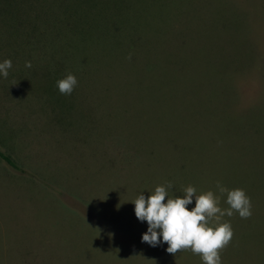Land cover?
Wrapping results in <instances>:
<instances>
[{"label": "rangeland", "instance_id": "1", "mask_svg": "<svg viewBox=\"0 0 264 264\" xmlns=\"http://www.w3.org/2000/svg\"><path fill=\"white\" fill-rule=\"evenodd\" d=\"M5 59L0 264H204L131 202L217 181L252 203L222 264H264V0H0Z\"/></svg>", "mask_w": 264, "mask_h": 264}, {"label": "clouds", "instance_id": "2", "mask_svg": "<svg viewBox=\"0 0 264 264\" xmlns=\"http://www.w3.org/2000/svg\"><path fill=\"white\" fill-rule=\"evenodd\" d=\"M131 59V53L127 57ZM26 68H31L30 61L25 62ZM12 68V61L5 59L0 62V75L7 78ZM15 85V84H13ZM78 85L74 74L68 72L56 81V87L61 95L70 96ZM172 184L157 185L146 198L143 194L131 202L135 205V216L141 222L146 221L148 228L142 235V242L156 247L162 241L168 247L169 254L176 255L182 250H191L199 254L204 264H222L221 252L231 242L234 230L223 218L238 213L242 219L252 216L251 198L242 188L228 189L219 181L214 191L197 193V189L188 185L183 189V195H171ZM226 194L227 208L220 207L221 196ZM195 197V207L188 205ZM167 198V200H166ZM166 200V202H165Z\"/></svg>", "mask_w": 264, "mask_h": 264}, {"label": "trees", "instance_id": "3", "mask_svg": "<svg viewBox=\"0 0 264 264\" xmlns=\"http://www.w3.org/2000/svg\"><path fill=\"white\" fill-rule=\"evenodd\" d=\"M0 155L13 167L17 168L16 163L9 157L8 155H5L4 153L0 152Z\"/></svg>", "mask_w": 264, "mask_h": 264}]
</instances>
